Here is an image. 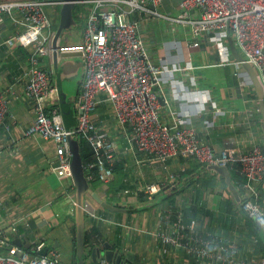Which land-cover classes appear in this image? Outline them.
<instances>
[{
	"label": "built area",
	"instance_id": "1",
	"mask_svg": "<svg viewBox=\"0 0 264 264\" xmlns=\"http://www.w3.org/2000/svg\"><path fill=\"white\" fill-rule=\"evenodd\" d=\"M164 0H78L90 3L86 14L82 41L75 44L52 45L54 29L46 12L56 0H12L0 2V13H5L15 27L26 29L32 41V50L24 75L27 80L23 96L33 102L34 117L28 134L40 133L52 140L63 174H69L67 138L73 134L85 139L93 149L88 169H96L104 187L114 176V167L120 149L109 129L95 120L100 104L112 108L114 124L125 136L129 147L146 158L162 162L171 157H193L204 166L234 164L240 168L241 209L258 221L264 229V209L259 205L258 184L264 181V148L258 135L250 130V146L237 153L228 148L216 149L200 139L193 118L210 111L205 126L214 127L216 119L226 110L213 101L207 90L190 84L180 75L188 74L193 65L181 58L175 60L151 59L139 28L142 17L163 19L173 24L188 25L193 36L206 37L219 53L221 64H231L233 74L242 85H253L242 62L229 57L228 39L231 36L245 62L255 70L262 86L264 99V0H180L176 14L160 10ZM62 0H60V3ZM2 25V21L0 22ZM10 38V37H9ZM173 42V40H172ZM179 42H177L178 44ZM174 49H179L172 43ZM57 52L80 50L83 61L81 81L74 103L76 123L65 128L58 107L57 91L51 82L52 71L42 58ZM169 85L171 96L178 108L169 103L164 87ZM0 89V128L10 129L8 122L10 97ZM17 95V93H16ZM167 106L168 114L161 109ZM229 146H238L234 139ZM88 179L91 174L87 176ZM157 184L145 185L144 191L152 198L159 190ZM86 215L94 217L90 205H84ZM173 208L161 213L162 223L171 225L168 231L157 230L155 236L161 244L181 248L197 258L218 264H264L263 258L243 257L239 246L230 238L201 228L195 218L184 221L182 216L171 220ZM4 243V239H0ZM43 243L36 245L30 256L24 248L10 245L0 251V264H61V253L55 247L40 254ZM69 264H76L75 261Z\"/></svg>",
	"mask_w": 264,
	"mask_h": 264
},
{
	"label": "crops",
	"instance_id": "2",
	"mask_svg": "<svg viewBox=\"0 0 264 264\" xmlns=\"http://www.w3.org/2000/svg\"><path fill=\"white\" fill-rule=\"evenodd\" d=\"M5 1L12 0H0ZM56 1L46 7L54 31L61 5L60 0ZM179 1L164 0L160 10L176 14ZM85 18L84 14L75 15L76 25L67 30L73 31L76 40L61 42L59 37L60 44L82 41ZM1 21L0 89L11 88L5 92L10 97V117L7 120L12 123L9 130L0 128V239H4V243L0 242V251L6 252L10 245L19 246L18 239L19 247L24 250L27 247L32 250L43 243L44 248L55 247L60 251L61 264H69L75 260L72 253L74 186L70 174H63L60 169L52 140L40 133H27L34 117V107L33 102L23 96L27 80L24 70L32 41L26 35V29L15 27L5 13H0ZM139 31L151 59L157 62L163 58L172 61L181 58L190 62L193 69L180 77L188 84L193 77L196 86L207 90L215 104L227 111L216 119L214 127L205 126V120L211 117L210 111L193 118L200 139L216 149L228 148L230 152L237 153L250 146L248 134L253 129L258 135V143L264 148L263 120L254 85H242L233 74V65L220 63L219 53L206 37L193 36L188 25L150 17L140 19ZM172 43L179 49H174ZM229 57L235 59L230 46ZM75 59L79 60L81 56ZM41 64L52 69V57H43ZM81 75L80 69L78 77ZM164 88L171 106L178 108L170 95L169 85ZM161 111L162 115L168 114L165 104ZM95 120L109 129L120 153L115 164L118 168L114 170L111 182L104 187L99 181L96 190L91 191H96L116 208L106 209L90 193L85 195L83 205H90L96 214L94 217L86 215L87 226H98L105 237L101 244L85 249L89 254L92 247L98 245L103 249L108 243L111 249L122 253L124 262H107L99 258L88 264H127V261L134 264H218L160 243L155 232L171 228L161 220V213L168 206L173 208L171 220L178 214L184 221L195 218L201 228L232 239L243 257H264V229L241 209L222 175L207 166L192 170L194 164H199L193 157H171L162 162L134 152L115 126L112 108L105 104L98 106ZM229 139H234L238 146H229ZM230 165L227 164L229 174ZM152 183L161 188L148 198L144 188ZM258 191L259 205L264 209V181L258 184ZM227 195L232 197L231 206L220 211L218 200L223 201ZM85 212L84 209V215ZM91 236L90 240L94 242L96 235ZM97 239L100 238L97 236ZM29 254L33 256L35 252Z\"/></svg>",
	"mask_w": 264,
	"mask_h": 264
},
{
	"label": "water",
	"instance_id": "3",
	"mask_svg": "<svg viewBox=\"0 0 264 264\" xmlns=\"http://www.w3.org/2000/svg\"><path fill=\"white\" fill-rule=\"evenodd\" d=\"M78 0H62L59 10L58 25L52 40V45L55 47L63 30L74 27L76 20L74 18L73 10ZM229 46L232 55L235 59L242 62V67L249 73L252 84L255 87L259 98V105L263 120L264 132V99L262 86L257 78L254 68L247 62L243 61V56L237 51L232 42V37H229ZM76 56H81L80 50H68L57 52L55 49L52 52V74L54 76V85L57 91V100L60 109V115L66 129H70L76 123L74 103L78 93V85L81 77H78L79 70H82L83 61L75 59ZM74 82L77 86L73 93H68L64 89V85H70ZM69 150V174L74 186V219H75V263L88 264L96 262L97 259L103 258L107 262H124L122 253L110 248V244L105 243V248L101 249L98 245L91 248L88 254L84 243V197L90 193L95 201L106 209H115L116 207L102 199L96 191L90 190L89 179L85 173L84 162L80 153L79 139L73 134H69L67 138ZM211 171H216L224 177V181L228 190L233 195L237 202L241 201V191L233 183L228 166L225 164H211L207 165ZM91 191V192H90ZM18 245L21 246L20 239ZM28 248V247H27ZM47 248L39 251L40 254H45Z\"/></svg>",
	"mask_w": 264,
	"mask_h": 264
},
{
	"label": "trees",
	"instance_id": "4",
	"mask_svg": "<svg viewBox=\"0 0 264 264\" xmlns=\"http://www.w3.org/2000/svg\"><path fill=\"white\" fill-rule=\"evenodd\" d=\"M90 6H91L90 3L79 2V3L75 4L74 10H73L74 18H75V15L77 13L86 15L88 12V9H89L88 7H90ZM45 65H47V64H45ZM47 68H48V65H47ZM53 78H54V76H53V74H51V82L52 83H54ZM78 89H79V85H78ZM51 106H54V107L56 106L59 109L58 101H56ZM59 111H60V109H59ZM79 143H80V153H81V156H82V159L84 162V166H85V173L87 176H89V174H91V177L89 178L90 190H96V188L98 187L99 181H100L97 177V170L94 168H92V169L87 168V163L93 159V149H92L91 145L89 144V142H87L83 138L79 139ZM198 167L204 169V165L199 162V164H194L192 166V170H194ZM116 168H118V167L116 166ZM116 168L114 167V170ZM239 170H240V168H239V165L237 163L230 165V177H231L233 183L236 185V187H238L241 191V187L239 185H240V182L243 180V176L239 173ZM85 217H86V214L84 215V221L86 220ZM72 220H73V225H72V243H73L72 253H73V260H74L75 259V221H74V218H72ZM93 234L96 235L94 242H92V240H90V238L92 237L91 235H93ZM97 236L100 238L99 240L97 239ZM102 238L105 239L104 234H103V230L100 231L99 227L96 225H94L93 228L92 227L90 228L87 226V222L85 221V230H84V243L86 244L85 248L89 247L90 245L93 246L94 244H101L102 242H104V241H102ZM26 250L31 252V253L36 252L34 249L31 250L30 247L27 248ZM127 262H128L127 264H134L130 261H127Z\"/></svg>",
	"mask_w": 264,
	"mask_h": 264
},
{
	"label": "rangeland",
	"instance_id": "5",
	"mask_svg": "<svg viewBox=\"0 0 264 264\" xmlns=\"http://www.w3.org/2000/svg\"><path fill=\"white\" fill-rule=\"evenodd\" d=\"M73 31L72 30H67L65 29L61 35H60V38H61V42H73L74 40H76V38L73 36ZM76 32V31H75ZM63 39V40H62ZM64 44V43H62ZM67 44V43H65ZM76 84L74 82H71L70 85H67L65 84L64 85V89L66 90V92L68 93H73L75 88H76ZM219 199V197L217 198V200ZM232 202V197L231 195H227L225 199H223V201L221 199L218 200V205H217V208L220 210V211H223L224 208H229L231 206V203Z\"/></svg>",
	"mask_w": 264,
	"mask_h": 264
}]
</instances>
